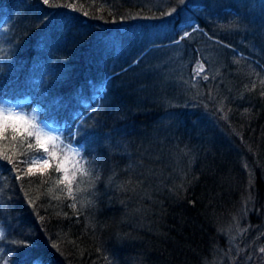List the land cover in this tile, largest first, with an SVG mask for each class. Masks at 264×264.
<instances>
[{"label":"trees","instance_id":"1","mask_svg":"<svg viewBox=\"0 0 264 264\" xmlns=\"http://www.w3.org/2000/svg\"><path fill=\"white\" fill-rule=\"evenodd\" d=\"M197 3L0 0V102L34 106L93 162L73 201L63 173L27 174L34 138L5 133L21 178L0 159V264H264V0H225L238 19Z\"/></svg>","mask_w":264,"mask_h":264},{"label":"snow or ice","instance_id":"2","mask_svg":"<svg viewBox=\"0 0 264 264\" xmlns=\"http://www.w3.org/2000/svg\"><path fill=\"white\" fill-rule=\"evenodd\" d=\"M44 4H49V0H43ZM196 31V29H193ZM190 33L184 32L183 36L180 37L181 40L189 37ZM178 43V41H176ZM204 64L202 62H197L196 68L193 70L196 76H199L204 72ZM204 79H208L205 75ZM261 84H264V80L261 81ZM255 87V85L253 86ZM264 96V91L260 93ZM17 123L22 125L17 127ZM16 133L20 138V145L23 146L28 138H34V143H27L25 148V153L34 152L28 159L22 161L30 165L28 170V175L37 174L34 172V168L38 167L39 174L43 175L47 169L53 168L57 173H63L59 180L55 183L57 186L63 185L66 188V194L68 198H71L73 201L77 199L76 193L84 191L81 189L79 183L83 182L81 179L77 182V173L80 174L81 178L88 177L89 186L92 183V161H87L80 154L79 148H73L70 143H65L59 135H53L51 132L46 131L44 126L37 121V118L33 116H28L26 113L17 112L13 108H5L3 105H0V140L5 139V133L8 130ZM73 134L70 133V137ZM16 137H13L15 141ZM57 151L61 154H66L71 152L73 156L76 157L74 162L70 163V167L73 169L71 175L68 174L69 169L66 168L65 159H59L57 156ZM0 159L7 161L13 165V169L17 172L16 179H20L19 168L16 167V162H14L13 157L8 155L6 151L0 150ZM50 161H52L50 163ZM12 169H10L11 171ZM75 185V188H74ZM2 190V189H0ZM63 190V189H62ZM55 199H60V197H55ZM32 203V201H29ZM84 202L81 201V204ZM69 207L76 209V203H71ZM78 214V213H77ZM65 215H67L65 213ZM3 235V233H0ZM261 252H264V248L260 249Z\"/></svg>","mask_w":264,"mask_h":264},{"label":"rangeland","instance_id":"3","mask_svg":"<svg viewBox=\"0 0 264 264\" xmlns=\"http://www.w3.org/2000/svg\"><path fill=\"white\" fill-rule=\"evenodd\" d=\"M191 8H192V6H194L193 4H192V6L191 5H189ZM233 6V5H232ZM194 7H196L197 9H195V10H198V12H201V13H208V15L210 16V17H213V18H218V17H221V12H224V11H226V10H229V9H231V8H229V7H227L226 5H225V0H201V1H199L198 0V3H197V5H195ZM193 7V8H194ZM230 14H232L234 17L233 18H235V19H238L239 17H240V11H237L236 9H231V11H228ZM182 13H185V11L183 10V12ZM231 15V16H232ZM190 20H192L193 22L195 21V19L194 18H191ZM252 20V19H251ZM237 21V20H236ZM262 23V22H261ZM194 24V23H193ZM262 25H264V24H261V26H259L260 28H259V32H260V30H263L264 28H263V26ZM183 27H185V24L183 25ZM195 27H197V25H193V28H195ZM191 30V29H190ZM190 30H185L184 32H189ZM243 42H244V44L247 46H249V48L251 49V50H257L258 49V47H257V43L256 42H254V41H250L249 39L248 40H246V39H243ZM223 43H225V42H223ZM237 51L240 53V54H242L241 53V51L240 50H238L237 49ZM249 56H250V58L251 59H253V57L250 55V54H248ZM256 63L258 62V60L256 59V58H254L253 59ZM103 83V82H102ZM101 83V86H100V88H98L97 90V92H96V94L98 95V96H100V89H102L101 91H102V94H103V91L105 90V88H104V86L105 85H103ZM86 99H88V95L86 94V92L85 93H83L82 94V98L80 99V101L81 102H83V100H86ZM96 100H98V99H96ZM86 101H84V104H86L85 103ZM89 102V101H88ZM0 105H3L5 108H13L15 111H17V112H23V113H26L28 116H35L36 118H37V121L40 123V124H42L43 126H44V128H45V130L46 131H49V132H51L53 135H59L60 137H61V139H63L64 141H65V139H64V136L61 134V132H59V131H57L56 129H54V128H51L49 125H47V124H45L42 120H40L39 119V117H38V113H37V111H35V107L34 106H28V107H19V106H16V105H9V104H4V103H1L0 102ZM17 126L18 127H21L22 125H20L19 123H17ZM64 135L65 136H67L68 135V133L66 132V133H64ZM69 143V142H68ZM70 144L72 145V147L73 148H76V147H78V145H76L75 144V142H73V141H71L70 142ZM68 154L69 155H71L70 153H66V154H63V156L65 157V158H63V159H65L66 161L68 160ZM65 155H67V156H65ZM72 156V155H71ZM239 159V158H238ZM259 173V172H258ZM248 200H249V196L245 199V197L243 198V200H241V202L242 203H246V202H248ZM250 201V200H249ZM255 220H257V219H255ZM248 223H250L248 220H247V214L246 215H244V211H243V209L241 208V207H239V210L234 214V216L232 217V218H230V221L228 222V226L226 227V232L228 233V236H229V242H231V243H233L234 244V241H235V238H236V236H238L239 234H240V232L242 231V229L244 228V226H246V227H248V228H250V224H248ZM257 223L261 226V225H263L264 223H263V221H262V219H258L257 220ZM229 227V228H228ZM225 229V228H224ZM264 229V228H263ZM2 232V228H1V226H0V233ZM263 232V233H262ZM262 232H260V235H264V230L262 231ZM261 236H259L258 238H260ZM262 239L261 240H259V241H264V236L263 237H261ZM262 241V242H263ZM263 247H264V244H263ZM247 257H249V255H247V254H245V259L246 260H248V258ZM46 262V261H45Z\"/></svg>","mask_w":264,"mask_h":264},{"label":"bare ground","instance_id":"4","mask_svg":"<svg viewBox=\"0 0 264 264\" xmlns=\"http://www.w3.org/2000/svg\"><path fill=\"white\" fill-rule=\"evenodd\" d=\"M243 48H245V49H243ZM243 48H242V50H241L242 55H243V54H248V53L250 52V48H249L248 45H247L246 47L244 46ZM247 50H248V52H247ZM253 64H255L256 66H260L261 68L264 69V64H263V62H261V61H258L257 63H253ZM258 64H259V65H258ZM109 75H110V74H109ZM107 77H108V76H107ZM107 77H106V78H107ZM106 78H105V79H106ZM105 79H104V80H105ZM97 101H98V100H97ZM83 115H84V114H83ZM74 131H75V130L73 129V131H72L71 133L74 134ZM75 144H76V143H75ZM76 145H77V144H76Z\"/></svg>","mask_w":264,"mask_h":264}]
</instances>
